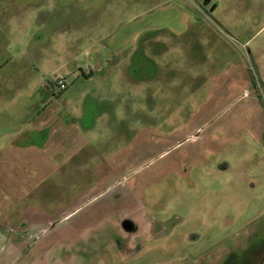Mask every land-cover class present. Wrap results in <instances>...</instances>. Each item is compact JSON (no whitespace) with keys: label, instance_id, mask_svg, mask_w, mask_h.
<instances>
[{"label":"rangeland","instance_id":"1","mask_svg":"<svg viewBox=\"0 0 264 264\" xmlns=\"http://www.w3.org/2000/svg\"><path fill=\"white\" fill-rule=\"evenodd\" d=\"M0 264H264V0H0Z\"/></svg>","mask_w":264,"mask_h":264},{"label":"flooded vegetation","instance_id":"2","mask_svg":"<svg viewBox=\"0 0 264 264\" xmlns=\"http://www.w3.org/2000/svg\"><path fill=\"white\" fill-rule=\"evenodd\" d=\"M130 224V222H127V221H124L123 223H122V228L123 229H125V227L127 226V225H129ZM133 228H131L130 230H132Z\"/></svg>","mask_w":264,"mask_h":264},{"label":"water","instance_id":"3","mask_svg":"<svg viewBox=\"0 0 264 264\" xmlns=\"http://www.w3.org/2000/svg\"><path fill=\"white\" fill-rule=\"evenodd\" d=\"M132 227H133V226H132V224L130 223L129 225H127V226L125 227V229L130 230Z\"/></svg>","mask_w":264,"mask_h":264}]
</instances>
